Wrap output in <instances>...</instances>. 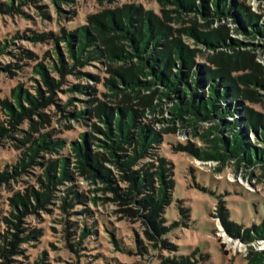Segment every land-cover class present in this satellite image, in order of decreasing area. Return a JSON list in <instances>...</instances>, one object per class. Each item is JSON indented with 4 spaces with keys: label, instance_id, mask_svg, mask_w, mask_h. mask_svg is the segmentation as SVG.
Returning a JSON list of instances; mask_svg holds the SVG:
<instances>
[{
    "label": "rangeland",
    "instance_id": "rangeland-1",
    "mask_svg": "<svg viewBox=\"0 0 264 264\" xmlns=\"http://www.w3.org/2000/svg\"><path fill=\"white\" fill-rule=\"evenodd\" d=\"M227 2L229 6L244 4L246 14L256 16L258 23L264 26V0ZM126 3L154 11L174 31L195 24L203 33L221 31L223 27L227 30L228 37L217 50L185 33L174 32L193 52L194 67L184 81L191 85V75L200 71L203 83L198 92L201 95L207 96L209 92L206 69L218 68L213 58L221 52L231 56L240 52L246 59L252 58L263 69L264 76V40L246 36L242 26L229 14L221 21L183 15V20L176 22L177 14L171 13V18L166 20L163 13L176 10L175 5L164 7L157 0H71L66 3L0 0V46H7L0 52V99L14 105L12 91L21 86L44 104L20 125L8 122L9 111L0 104V126L5 129V133L0 134V174L8 172V176L0 178V264H37L42 254L46 256L43 264H250L251 252L264 250V242H248L244 233L248 228L260 226L264 220L262 170L245 166V163L237 165L235 160L227 164L204 161L197 153L186 150L190 147L195 151H208L209 144L202 141L201 135L215 123L192 127L180 120L173 121L172 102L159 100L162 90L152 99V105H159L156 111L148 104L149 98L143 100L152 94L147 90L141 92L140 99L133 100L123 74L134 64L109 61L104 56L78 65L72 72L61 73L51 68L53 65L61 67L55 53L57 49L68 67L73 64L67 59V42L62 39L65 33L87 26L94 34L89 16L120 9ZM200 4L202 0L197 1V6ZM206 6L213 9L209 1ZM39 36L44 39L33 41L32 38ZM120 47L132 52L125 40L117 44V48ZM39 63H43L55 84L52 90L44 82V76L34 70ZM250 65L247 62V70L233 76L254 73ZM180 68L176 64L173 72L178 73ZM109 79H114V89L104 86ZM139 79L147 82L151 77L139 76ZM196 81H200L198 76ZM78 85L89 87L90 93L69 91L71 86ZM239 88L255 90L256 95L250 100L230 96L219 102L222 108L232 110V114L227 115L229 123L241 121L222 135L231 138L232 133L241 129L257 148H264L261 138L253 130H247L246 121L241 120L247 108L264 117V89L242 84ZM96 99L114 108V119L119 116L116 109L129 105L137 111L140 124L158 135V142L135 164L126 167L122 163L135 152L132 142L122 144L121 149L115 151L117 157L110 155L107 146L112 141L106 135L109 128L104 116L100 119L92 113L85 119L74 117L82 109L90 112L97 104ZM68 103L70 105L66 106ZM239 105L240 111H237ZM30 106L24 105L25 108ZM113 123L109 127L115 132ZM137 131L136 128L133 133ZM84 133L89 154L99 155V174L90 167L84 173L72 152L71 143H85ZM46 134L50 140L65 139V148L41 150L36 163L26 158L25 166H19L24 154H31L27 151L31 144L25 137L31 135L32 139H39ZM155 152H163L169 161L171 175L166 180L175 186L170 190L174 195L171 205L152 214L158 221L151 217V207L140 204L152 194L151 188L141 190L133 178L134 173L143 177L142 170L149 169L155 189L160 187V180L154 174L159 163L151 155ZM62 158L70 160V178L59 183L49 179L46 168L49 161ZM51 173L60 178L58 168ZM105 173L112 178L111 182L105 180ZM26 191L35 192L37 197L30 195L27 205L12 202L16 194L23 196ZM180 208L188 209L187 214L183 215ZM162 217L166 220L160 221ZM159 221L161 226L172 228L171 231L163 234L154 224ZM175 223L178 225L172 227Z\"/></svg>",
    "mask_w": 264,
    "mask_h": 264
},
{
    "label": "trees",
    "instance_id": "trees-1",
    "mask_svg": "<svg viewBox=\"0 0 264 264\" xmlns=\"http://www.w3.org/2000/svg\"><path fill=\"white\" fill-rule=\"evenodd\" d=\"M28 1V0H25ZM63 3L70 2L71 0H59ZM198 0H157L158 4L166 7L167 4L175 5L176 10L163 11L166 20L171 18V13L177 14L175 21L179 22L183 20V15L203 17V19L210 21H221L228 14L231 15L235 21L242 26V31L246 36L254 39L261 38L264 40V26L258 23V18L253 15H247V8L244 4L230 5L227 0H202V4L197 6ZM209 1L213 6L210 10L206 6V2ZM13 4V3H12ZM46 15V14H45ZM91 21V28L94 34L91 33L89 27L83 26L76 30L72 29L68 34L65 33L62 39L67 42V59L72 61L70 67L65 62L59 49L55 50L60 61V68L53 65L51 68L59 70L64 73L67 71L72 72L78 65L87 64L91 59H103L109 61H123L125 64H134L132 67H128L123 74L125 78L124 83L133 93L132 99H140L141 92L147 90L152 94L143 97L149 98L148 104L153 108L152 111H156L159 105H152L153 96L160 93L159 100L172 102L170 109L171 115L174 116L173 121L180 120L185 126H197L198 124L215 123L211 125L202 135V141L209 144V150L195 151L194 149L187 147L186 150H190L198 154V156L204 161H215L217 163H228L231 160H235L237 165L250 167H259L264 174V148H257L255 144L251 143L249 137L242 132L241 129L231 134V138L223 137L225 131L233 129L236 124H240L241 121L229 123L227 115L232 114V110L228 108H222L219 105L220 101H225L228 97L234 98L243 97V100L253 99L256 95L255 90L246 89L240 90L239 85L249 87L253 85L257 88L264 89V76L262 74L263 69L255 63L252 58H245L244 54L237 52L236 55L231 56L228 53L221 52L217 57L213 58L214 63L218 68L206 69V79L208 81L209 92L207 96H203L198 92V88L202 86L201 72H195V77L191 75L193 83L191 85L186 84L184 79L188 77L189 72L194 67V60L192 57V51L188 46L181 42V38H176L174 32L178 34H187L189 37H194L198 42L206 45L208 48L217 50L221 46L220 43L226 40L228 37L227 30L223 27L221 31H212L203 33L195 26L180 28L173 30L165 21H162L157 14L152 10H144L143 8L136 7L132 4H124L122 8L115 9L113 11H105L95 16H89ZM114 33V35H112ZM33 41L44 39V36L32 38ZM125 40L127 46L131 48V51H126L124 48H117V44ZM7 46H0V52L4 51ZM102 48H105L102 51ZM250 62V66L254 70L252 74H241L233 76L235 73L246 71V63ZM176 64L180 65V71L178 73L173 72V68ZM34 70L38 74L44 76V82L51 87H55L53 80L49 79L48 71L44 68L43 63H39L35 66ZM113 72H115L113 70ZM194 74V73H193ZM139 76L144 78L151 77L150 81L144 82L139 79ZM196 76L200 79L197 83ZM262 76V77H261ZM114 79L106 80L104 86L109 89H114ZM90 88L87 86H71L69 91L78 92L83 94H89ZM125 92V91H123ZM117 97V94H113ZM39 98L43 99L40 95ZM12 99L14 105L9 104L8 100L1 101L0 104L9 111L11 119L8 121L11 125L22 124L27 118L31 117V114L43 103H40L38 99L30 95L28 90H23L21 86L14 88L12 91ZM44 101V99H43ZM46 101V100H45ZM147 101V100H146ZM94 108L89 110L82 109L74 114L76 119L86 118L91 116L92 113L102 119L105 117V123L108 125V131L106 132L107 138L112 141V144L107 146L110 151V155L117 157L115 151L121 149L124 143H134L135 152L130 157L124 158L122 163L126 167L135 164L138 159L142 158L152 149V144L158 142V135L152 132L147 126H142L138 120L137 111L132 107H125L124 109H116L119 112V116L114 119V108L108 107L103 102L94 100ZM28 103L30 108H25L24 105ZM46 103V102H44ZM71 103V102H70ZM70 105L69 103L66 106ZM241 105L237 108L240 111ZM244 118L242 122L246 121L247 130L251 129L257 136L261 138L264 143V117L258 115L254 110L247 108L243 113ZM114 121V131L109 127L110 123ZM138 129L136 133H133L134 129ZM37 128L34 126L33 131ZM194 129H197L196 127ZM5 129L0 126V134L3 135ZM49 134L41 135L39 139H32L31 135L25 137L28 144H31L27 151L30 155L24 154L19 166H25L24 162L31 160V163H36L41 150L51 151L53 149L62 150L65 148L66 140L55 138L50 140ZM86 134L82 135L84 144L78 142L71 143L72 152L79 159L80 169L86 173L87 168H92L95 172L101 173L99 169V155L94 154L91 156L87 148ZM136 136V138H134ZM115 139L113 140L112 139ZM213 137V138H212ZM158 160L159 167H157L155 175L158 176L160 187L155 189L153 185L152 175L149 169L142 170L143 177L139 173H134V179L138 183V187L144 190L146 187H150L152 194L147 195L140 203L144 207H151V217L153 220H157L152 214H158L161 210H165L164 206H170L173 201V196L170 190L175 187L174 183L166 180L171 175L170 163L164 156L156 152L151 154ZM31 163H27L29 166ZM121 163V162H120ZM69 164L70 160L62 158L59 160L49 161L47 163V172L49 179L55 182H61L64 179L70 178L69 176ZM58 168L60 178H56L51 172ZM16 171V168H14ZM166 173V174H165ZM105 180L112 181V178L105 173ZM8 176V172L5 171L0 174V178ZM133 193L130 192V195ZM30 195L37 197L35 192L26 191L23 196L16 194L12 200L14 204L19 202L22 205H27ZM76 197V195H75ZM66 201V198H64ZM181 200L178 201V203ZM183 215L187 214L188 209H182ZM166 220L165 217L160 218V221ZM158 221V220H157ZM154 223L156 226L163 230V234L171 231L172 228H165L161 226L162 222ZM178 225L175 223L172 227ZM239 233V232H238ZM246 240L248 242L264 241V220L260 226H253L244 231ZM84 236L86 234L84 233ZM3 249V248H2ZM40 256L41 264L45 261V255ZM184 259V258H182ZM39 260V261H40ZM188 259H184V261ZM250 264H264V250L258 252H251V256L248 258ZM37 260V264H39ZM182 264H188L183 262Z\"/></svg>",
    "mask_w": 264,
    "mask_h": 264
},
{
    "label": "built area",
    "instance_id": "built-area-1",
    "mask_svg": "<svg viewBox=\"0 0 264 264\" xmlns=\"http://www.w3.org/2000/svg\"><path fill=\"white\" fill-rule=\"evenodd\" d=\"M262 242H264V241H262Z\"/></svg>",
    "mask_w": 264,
    "mask_h": 264
}]
</instances>
